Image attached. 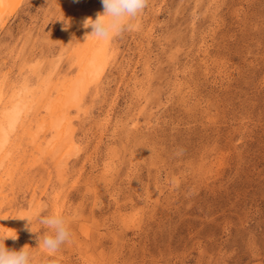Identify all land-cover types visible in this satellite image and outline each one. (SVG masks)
<instances>
[{
	"label": "rangeland",
	"instance_id": "rangeland-1",
	"mask_svg": "<svg viewBox=\"0 0 264 264\" xmlns=\"http://www.w3.org/2000/svg\"><path fill=\"white\" fill-rule=\"evenodd\" d=\"M101 7L19 0L0 28V112L35 91L0 166L6 247L33 264H264V0H149L76 106ZM41 212L70 222L54 254L18 218L42 237Z\"/></svg>",
	"mask_w": 264,
	"mask_h": 264
},
{
	"label": "clouds",
	"instance_id": "clouds-1",
	"mask_svg": "<svg viewBox=\"0 0 264 264\" xmlns=\"http://www.w3.org/2000/svg\"><path fill=\"white\" fill-rule=\"evenodd\" d=\"M73 2L78 3L79 0ZM148 3L149 0H101L103 11L97 12L95 19L86 17L82 22L85 29H91L90 33L86 34V39L90 35L96 39L109 40L132 31L134 28L132 21L143 13ZM63 27L65 30L70 27V21L65 20ZM177 154H182V150ZM18 218L26 221V231L38 234V244L49 254L58 252L72 238L70 222L62 214L43 212L36 214L35 219L43 229L42 237L32 227V216ZM7 239L16 241L18 235L16 232L0 234V264H33V254L27 245L19 250L10 249L5 245Z\"/></svg>",
	"mask_w": 264,
	"mask_h": 264
},
{
	"label": "bare ground",
	"instance_id": "bare-ground-1",
	"mask_svg": "<svg viewBox=\"0 0 264 264\" xmlns=\"http://www.w3.org/2000/svg\"><path fill=\"white\" fill-rule=\"evenodd\" d=\"M18 2H19V0H0V28L3 27L5 24V22H6L5 17H6V15H9V10H11V13H13V11H15V9H16ZM95 10H96L95 13L91 16L93 19H95L97 12L103 11V7L96 8ZM88 30L90 33L91 29L89 28ZM109 43H110V39L109 40L96 39V38H93L89 35L85 41V44H84L81 52L76 50L78 52V55L76 56L77 57V64L76 65H79V67H81V69L79 70L80 74H78V77H76V79L72 82V84L67 86V84L65 83L67 88L65 87V85L62 86V89L65 90V88H66V90H67L66 96H68V97L71 96L70 98H72V100H74V102H75L74 105L79 106L80 102L82 101L81 96H83L84 90L87 88V86L90 85L89 82H92V79L95 80L96 77L100 78L102 76V74L104 73L105 63L107 62V59L109 56L108 52H107V48L109 46ZM1 85H3V84L1 83ZM1 85H0V102H1V97H2L1 95L3 93L2 89H1ZM56 86H55V88H56ZM33 89H31V87L28 88V86H25L22 90L18 89V91H16V93L14 91L13 92L14 95L11 94L13 99H11V97L9 96L10 99L6 102L9 104V107L2 108V111L0 112V166H2L6 157H9L8 153L11 151L10 148H11L12 142H13L11 135L18 129L17 127L19 126V124L21 122V120H20L21 116L20 115L23 112V107L30 110L32 101H31V103H29L28 101H30V99L32 97H34L33 95H34L35 91ZM58 89H59L58 92H60L61 89L60 88H58ZM47 91H48V89H47ZM62 92H63V90H62ZM29 94L32 97L29 98ZM47 94H49V93H47ZM58 98H61V97L59 96ZM58 100H60V99H58ZM61 106H62V103H61ZM61 106L58 109H62ZM27 107H29V108H27ZM56 109H57V107H56ZM53 112L54 111L52 110V113ZM63 112H60L61 114L59 113V116L57 115L58 119L61 118V120H59V123H60V126L62 125V127H63L62 121L67 122V113H65L66 116H63L64 115ZM67 112L69 113V111H67ZM58 126H59V124L56 125V127H58ZM21 129L24 130L23 126ZM23 130H22V132H23ZM60 131H61V129H60ZM32 134H30V135L36 136V135H32ZM59 136H61L60 133H59ZM59 140H61V139L59 138ZM34 141H36V140H34ZM61 142L64 143V141H61ZM54 145H56V144H54ZM63 149H65V148H63ZM5 155H6V157H4Z\"/></svg>",
	"mask_w": 264,
	"mask_h": 264
}]
</instances>
